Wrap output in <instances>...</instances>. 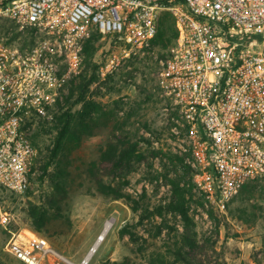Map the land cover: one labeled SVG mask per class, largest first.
<instances>
[{"label":"rangeland","instance_id":"rangeland-1","mask_svg":"<svg viewBox=\"0 0 264 264\" xmlns=\"http://www.w3.org/2000/svg\"><path fill=\"white\" fill-rule=\"evenodd\" d=\"M159 25L160 40L150 51L129 56L113 38L93 33L94 51L82 52L75 78L80 82L82 75L89 85L80 103L72 81L68 85L63 111L71 117L69 131L54 158L51 151L66 118L35 119L26 126L35 150L33 179L22 194L0 185V216L8 219L0 225V264H24L6 248L33 236L80 263L108 219L114 225L88 264H184L178 256L191 251L181 248L182 235L196 242L193 257L206 264H264V182L246 185L221 214L199 195L183 167L163 111L167 102L156 84L160 62L175 46L176 29L166 12ZM8 33L14 39L38 36L4 21L0 34ZM175 203L187 209L188 223L170 210ZM31 209L45 213L41 233ZM124 227L129 234L121 236Z\"/></svg>","mask_w":264,"mask_h":264},{"label":"built area","instance_id":"built-area-1","mask_svg":"<svg viewBox=\"0 0 264 264\" xmlns=\"http://www.w3.org/2000/svg\"><path fill=\"white\" fill-rule=\"evenodd\" d=\"M163 12L177 38L156 84L194 188L226 214L246 185L264 182V0H0V25L38 35L0 34V185L27 191L35 150L26 125L52 120L64 104L90 35L144 54ZM6 251L24 264L66 260L36 236Z\"/></svg>","mask_w":264,"mask_h":264},{"label":"trees","instance_id":"trees-1","mask_svg":"<svg viewBox=\"0 0 264 264\" xmlns=\"http://www.w3.org/2000/svg\"><path fill=\"white\" fill-rule=\"evenodd\" d=\"M159 23H158V30H157V34L155 36V40L153 43L156 44L157 41H159L160 39H156L158 38V35H159ZM96 37H98L96 34H92L91 35V39H88L85 43V46H84V49H83V54L84 55H87V56H90L91 53L94 51L93 49V46H92V43H94V41L96 40ZM174 38L176 39L177 38V32L175 31V34H174ZM174 39V41H175ZM79 78L81 79L80 82H77V79H74L72 80V84L73 86L75 87V89L77 90V92H79V95H78V98H77V101L78 103L82 102L83 99H84V94L86 92V89L88 88V85H89V81H86V78H83L82 75L79 76ZM67 102V98L65 99V102L63 105H59L58 106V111H60L61 113L57 114L55 113V118H58V119H61V118H66L65 121H64V124L60 130V132L58 133V136L56 138V141H55V144H54V148L52 149L51 151V159L54 158L57 154V151L58 149L60 148V143L62 142V140L64 139V137L66 136V134L68 133L69 131V124H70V119L71 117L70 116H67L66 112L63 111V108L65 106ZM34 122V120H33ZM33 122H28L26 126H31L33 124ZM60 145V146H59ZM133 152V150H132ZM114 166L113 164L110 166L112 167ZM184 168H186V171H188L191 176H192V171L183 165ZM30 187V186H29ZM28 187V189H29ZM27 189V190H28ZM229 209V207H228ZM172 211H177L179 215L182 216V218L184 219L185 222H189V218H188V215H187V209L185 208V206L183 205H180V204H173L172 208L170 209ZM29 213V212H28ZM157 213L161 214V209L157 211ZM31 219H32V222L35 224L34 225V228L37 232L41 233V228L44 226V223H45V213L39 211V210H35V209H31L30 213H29ZM126 234H129V231L127 229H125V227L123 229H121L120 231V235L123 236V235H126ZM182 238V241L180 242V246L181 248L184 249V247H187L189 249V252L191 251V253H186L187 255L185 256H188L189 255V259H187L184 255H179L178 257L181 259V261L184 263V264H206L204 261H200L196 258H194L193 256L195 255V251L198 249V246L196 244L195 241L193 240H190L187 235H182L181 236ZM54 248V247H53ZM56 249V248H55ZM181 249V250H183ZM59 253L60 251L58 249H56ZM115 264V263H113ZM207 264H211L210 261L207 262Z\"/></svg>","mask_w":264,"mask_h":264},{"label":"bare ground","instance_id":"bare-ground-1","mask_svg":"<svg viewBox=\"0 0 264 264\" xmlns=\"http://www.w3.org/2000/svg\"><path fill=\"white\" fill-rule=\"evenodd\" d=\"M113 225H114V220L113 219H108V220L105 221V223L103 225V229H102L100 235L97 237L96 241L92 245L89 253L85 256V258L80 263H74V262H72V261H70L68 259L65 260V263L66 264H88L90 259L92 258V256L94 255V253L97 251L98 247L100 246V244L104 240L105 236L112 229Z\"/></svg>","mask_w":264,"mask_h":264}]
</instances>
